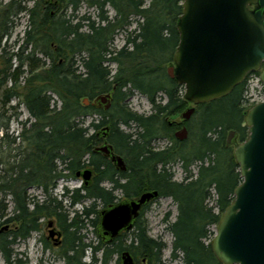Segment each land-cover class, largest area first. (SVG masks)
I'll use <instances>...</instances> for the list:
<instances>
[{
    "label": "trees",
    "instance_id": "16d2710c",
    "mask_svg": "<svg viewBox=\"0 0 264 264\" xmlns=\"http://www.w3.org/2000/svg\"><path fill=\"white\" fill-rule=\"evenodd\" d=\"M183 1L10 0L0 4V253L5 264H27L13 245L40 231L45 217L54 218L64 233L58 255L67 264L114 260L122 264L126 250L136 264H165L167 244L150 236L145 218L150 204L161 197H171L178 210L175 220H168L170 213L165 217L166 230L173 236L172 260L222 264L212 250V227H217L243 181L226 134L235 129L239 141L248 137V127L242 125L248 107L244 106L246 82L224 97L199 104L209 121L194 128L193 150L170 133L169 116L187 103L183 86L166 70L179 43ZM84 3L98 11L97 20L78 15ZM107 6L114 10L113 16ZM22 14L28 16L27 28L18 47L15 42L9 50L7 41ZM120 32L126 37L116 48L113 42ZM134 92L149 100V114L130 107ZM106 93L112 95L108 110L83 101ZM227 100L230 109H212ZM22 106L29 117L20 121L18 134H11V122L20 118ZM160 139H168V144L155 146ZM105 140L124 158L126 170L95 151ZM194 164L196 173L190 168ZM175 165L185 172L182 180L175 179ZM87 167L93 170L92 183L74 189L66 186L58 196V181L76 178ZM33 188L41 189V199L32 196ZM154 190L158 197L142 207L131 230L111 242L99 236L96 244L85 242L82 231L93 225L97 232L102 208ZM88 200L81 210L75 208ZM7 224L15 228L8 232ZM43 243L51 248L46 239ZM88 250L90 262L83 261Z\"/></svg>",
    "mask_w": 264,
    "mask_h": 264
},
{
    "label": "water",
    "instance_id": "95a60500",
    "mask_svg": "<svg viewBox=\"0 0 264 264\" xmlns=\"http://www.w3.org/2000/svg\"><path fill=\"white\" fill-rule=\"evenodd\" d=\"M177 29L175 66H168L167 72L184 86L187 101L202 104L224 97L252 72H260L264 85V0H184ZM111 100V93H106L83 101L107 110ZM194 112L195 108H188L181 116L189 120ZM243 115L248 137L235 142V130L227 136V145L234 144L243 181L235 188L234 200L222 213L211 241L213 253L222 264H264V100ZM187 134L184 127L176 137L184 140ZM95 151L109 155L117 167L126 170L124 158L111 144L97 146ZM76 175L86 186L92 183V168L79 170ZM158 195L156 190L147 191L102 208L98 236L111 242L131 230L142 207ZM53 223L50 220L48 226L53 227ZM56 234L58 242L61 233L50 228V235ZM121 261L135 264L129 250L122 252Z\"/></svg>",
    "mask_w": 264,
    "mask_h": 264
},
{
    "label": "rangeland",
    "instance_id": "374dc122",
    "mask_svg": "<svg viewBox=\"0 0 264 264\" xmlns=\"http://www.w3.org/2000/svg\"><path fill=\"white\" fill-rule=\"evenodd\" d=\"M10 0H0V4H6ZM29 5H32L29 4ZM106 9L109 11L110 16L114 15V10L110 7L107 6ZM91 15L93 19H98V11L94 8H89L85 3L82 5V7L79 10L78 15ZM27 22H28V16L25 14H22V16H19L15 20V26L12 31V36L8 39L7 43L9 44V50H11V46H14V43H16V47H18L20 40L23 37L24 31L27 28ZM134 27V26H133ZM126 34L124 32L117 33L115 40L113 42V46L116 48H120L125 40ZM3 46V44H2ZM168 66H175L174 62H170L167 64L166 68ZM114 67V65H113ZM81 69V68H80ZM259 73H254L253 75L250 76V79L248 83L245 85V92H244V98L246 101L244 102V106L247 107V109L251 108L253 105H255L258 102L263 101L264 97V85L263 83L259 80L260 76ZM259 77V78H258ZM259 79V80H258ZM184 88V87H183ZM185 92V88H184ZM246 96V97H245ZM17 100H13L12 103H16ZM129 105L130 107L134 110L137 111L138 113H144V114H149L151 112V104L149 100L141 93L139 92H134V94L130 97L129 99ZM195 108V112L192 114L191 118L188 120L187 126H188V134L187 138L185 141H187L188 147L192 150L194 148V145L196 144L195 142V137L196 135L193 134L195 132L194 128L200 127L204 121H209V118L207 115L204 114L203 109L201 112V106L199 104H194L190 101H187L185 106L179 110L176 114L169 116V120L173 122V126H171V131L170 133L172 135L175 134L176 131H181L183 128V125L185 123V120L182 118V113L188 109V108ZM230 102L227 101H219L218 103H215L212 106L213 110H221V109H230ZM22 114L18 120H13L10 125V133L11 134H18L20 131V121L21 120H26L29 117L28 112L26 109L22 106L21 109ZM204 114V115H203ZM91 118L87 119V122H89ZM236 120V117H235ZM182 125H180V123ZM186 125V124H185ZM193 127V128H192ZM235 130V129H232ZM231 131V130H230ZM229 130L227 131L226 136H228ZM249 132V131H248ZM183 141V140H182ZM237 142H240L238 137H237ZM168 144V139H160L154 143L155 146L157 147H164ZM234 148V145H227ZM194 173L197 171L196 164L190 167ZM172 171L175 172V179L176 180H182L185 177V172L182 170L180 165H175L172 168ZM83 184V180L81 178H72V179H65L62 178L58 181L57 187L55 189V192L58 194V196L61 195L62 191L65 189V187H69V189H74L77 187H80ZM109 186V185H107ZM30 193L32 194L33 197H38L41 199L42 196V191L41 189H30ZM120 197H122L121 193H117ZM1 196V195H0ZM91 201H86L85 203L77 204L75 208L77 209H82L84 205L89 204ZM67 205L68 203L65 201L64 203ZM210 204H214V198L211 200ZM102 208V204H98L97 209L100 210ZM217 210V209H216ZM218 212V210L216 211ZM170 213L169 215V221H173L176 219L178 210H177V205L173 201L171 197H161L154 202H152L149 206V209L146 212L145 218L148 223V228H149V234L151 237L156 238V239H162V241L166 242L167 246L164 249V257L163 260L165 264H180V261H173L171 258V250H172V240L173 236L170 232L166 230V226L168 224V221L165 220L166 214ZM54 218L51 217H45L41 219L42 223V229L37 232H33L32 235L27 238L25 241L21 240L20 242H16L13 245V248L16 253H18V257L22 258L23 261H26L27 264H67L65 259L62 257H59V253L61 250L62 245L64 242H60L61 245L55 246V240L51 239V241H47L48 244L51 245V248H45L43 239L47 240V236H49V229L53 228L57 232L58 229H61L60 226L58 225L57 221L54 220L55 226L58 228L54 227H47L48 222ZM6 225V224H5ZM8 228L6 231H12L15 228V224H7ZM216 231V227H212ZM82 234H85V242H94V244L97 243L98 240V235L97 232L95 231V227L93 225H90L87 227V230L84 229L82 231ZM57 238V237H56ZM64 237L62 238V241H64ZM212 241V240H211ZM209 242V240H207ZM91 256H90V250L86 252L85 258H83V261L90 262ZM145 261H140V264H144ZM0 264H5L4 259L0 253ZM111 264H117L115 260L111 262ZM136 264V261H135Z\"/></svg>",
    "mask_w": 264,
    "mask_h": 264
},
{
    "label": "flooded vegetation",
    "instance_id": "af4514ba",
    "mask_svg": "<svg viewBox=\"0 0 264 264\" xmlns=\"http://www.w3.org/2000/svg\"><path fill=\"white\" fill-rule=\"evenodd\" d=\"M173 62H174V60H173ZM166 70H167V68H166ZM168 73V72H167ZM254 73H249L248 75H247V77L244 79V81L246 82V84L248 83V81H249V79H250V76L251 75H253ZM169 75V74H168ZM172 78V77H171ZM175 79V78H174ZM243 81V82H244ZM179 84V83H178ZM180 85V84H179ZM182 85H180V87H181ZM184 87V86H183ZM111 107V106H110ZM100 108H102V107H100ZM104 109V108H103ZM108 110V109H107ZM184 120V119H183ZM186 121V125L184 124L183 125V128L184 127H186L187 128V130L189 131V129H188V126H187V123H188V120H185ZM171 123H172V121H171ZM180 123V125H182L181 124V122H179ZM172 126L174 125L173 123L171 124ZM236 131V130H235ZM177 132V131H176ZM176 132H175V134H174V136L176 137ZM236 133H237V131H236ZM108 136V134L107 133H104L103 134V138H105V137H107ZM237 137H238V133H237V135H236V137H235V139H234V141L236 142L237 141ZM176 139L177 140H179V141H182V140H180V139H178L177 137H176ZM186 139V138H185ZM185 139L183 140V141H185ZM226 140H227V138H226ZM105 143H108V144H110L108 141H103L100 145H103V144H105ZM100 145H98V146H100ZM231 145H234V144H231ZM114 150V149H113ZM115 152V151H114ZM103 156H105L106 158H108V159H110L111 161H112V159L110 158V156L109 155H107V154H105V153H103V152H100ZM113 162V161H112ZM114 163V162H113ZM115 164V166L117 167V165H116V163H114ZM117 168H119V167H117ZM120 169V168H119ZM121 170V169H120ZM124 171V170H123ZM102 183V182H101ZM103 185H109V184H107L106 182H103ZM53 222H54V220H52ZM56 224H55V222L53 223V227L54 228H57L56 226H55ZM47 227H49V226H47ZM7 229V228H6ZM58 229V228H57ZM57 232H60L61 233V237H60V241H58V242H56L57 240H56V237L58 236L57 234L54 236V237H52L51 235H50V229H49V236H47V241H51V239H53V240H55V243H54V245L55 246H59V245H61V243L63 242L62 241V238L64 237V233H63V231H62V229H58L57 230ZM23 241H25V240H23ZM18 242H20V239H18ZM61 242V243H60ZM48 249V248H47Z\"/></svg>",
    "mask_w": 264,
    "mask_h": 264
},
{
    "label": "built area",
    "instance_id": "2783aa9c",
    "mask_svg": "<svg viewBox=\"0 0 264 264\" xmlns=\"http://www.w3.org/2000/svg\"><path fill=\"white\" fill-rule=\"evenodd\" d=\"M258 78H259V77H258ZM259 79H260V78H259ZM259 79H258V80H259ZM259 81H260V83H261V80H259ZM263 92H264V91H263ZM263 95H264V94H263ZM262 99L264 100V97H263Z\"/></svg>",
    "mask_w": 264,
    "mask_h": 264
}]
</instances>
